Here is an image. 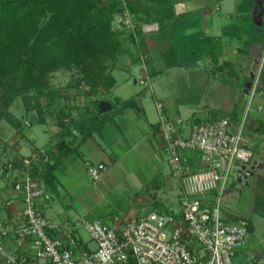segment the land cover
Listing matches in <instances>:
<instances>
[{"label": "crops", "instance_id": "0c3cea01", "mask_svg": "<svg viewBox=\"0 0 264 264\" xmlns=\"http://www.w3.org/2000/svg\"><path fill=\"white\" fill-rule=\"evenodd\" d=\"M252 2L218 0V3L209 4L206 0H172L175 27L171 29L176 31L178 41L196 34L201 35L203 39L209 38V42L211 40L214 42L213 51L217 52L218 56L214 58L210 51L204 57L207 66H210L211 60L218 64L224 61L231 63L237 58L239 61H245L247 53L243 50V53H240L237 48H245L247 44L245 39L249 38V35L237 25L245 21L246 14L250 15L253 23L260 24L264 21V19L260 22L254 21L251 11L257 0ZM166 35L169 40L163 42L161 39L160 43L157 37L150 34L143 37L142 48L146 50L140 48L146 51L148 57L149 79L170 69L162 53L176 39L175 35L171 39V34ZM232 46H235L234 50L230 49ZM140 48L136 46V50L134 48L119 58L111 71L112 86L108 88L100 86L95 92H91L85 84L61 89L58 91L60 96L54 97L53 100L49 97H40L42 105L46 106L41 110L33 100L29 109H26L20 99L19 103L13 104L17 109L13 110V105L9 108L10 120H0L3 126L8 124L13 127L12 133L8 136L0 135V144L2 143L0 156L14 160L40 147L54 151L52 157L51 153L49 154L51 163L49 170L40 175L39 179L51 196L50 200L43 204V212L57 224L82 217L90 221L100 220L120 228L131 217L151 210L177 214L179 181L171 173L168 152L157 129L156 102H163L166 115L178 124L184 136L188 134L191 123L188 116L193 117V120L201 117L198 114L205 117L213 114L211 109L217 107L206 102L200 105L201 113L190 110L188 116H182L178 106L175 107L173 96L167 97L168 94L157 96L156 87L154 88L151 83L149 89L152 101H146L145 90L148 89V85L146 88L137 89L136 85L139 82L134 76H130L137 64L140 74L143 75L145 72L141 69L140 55L137 57ZM200 59L190 64L193 63L195 67ZM147 72L146 70L145 75ZM229 72L228 66L223 67L221 71L216 70L215 66L209 68V74L214 80H223L222 77L239 79L241 76L239 72L236 76ZM237 86L241 88L240 83ZM50 87L57 90L51 84ZM239 94L238 100L241 101L243 97L241 93ZM101 100H107L111 109L94 116V110ZM234 105L235 103L228 110ZM58 116L61 120L57 118ZM96 163H104L107 169L100 179L93 181L88 176L86 168L87 165ZM234 171L236 177L232 176L229 193L222 205V216L226 220H232L242 215L251 222L254 194L250 188L241 187L242 179L247 177L238 171V168ZM1 180L0 219L3 220L21 210L23 203L19 195L12 190L10 179L0 173ZM86 241L88 247H94L90 241ZM4 244L9 250L17 253L28 249L22 241L12 238L5 239ZM248 256L254 257L255 264H264V246L261 239L254 240L250 235L247 243L236 252L238 262Z\"/></svg>", "mask_w": 264, "mask_h": 264}, {"label": "built area", "instance_id": "2783aa9c", "mask_svg": "<svg viewBox=\"0 0 264 264\" xmlns=\"http://www.w3.org/2000/svg\"><path fill=\"white\" fill-rule=\"evenodd\" d=\"M150 28L143 26L144 31ZM140 50L145 71L140 83L145 84L147 54ZM245 99L237 116L226 111L194 119L186 136L166 115L163 102H156L157 129L171 173L179 181V209L177 214L151 210L120 228L82 217L57 224L45 215L43 204L51 198L39 179L43 163L50 160L45 148L17 162L0 156V173L10 179L23 203L12 217L0 219L2 264H255L253 256L236 260L237 250L250 238L247 217L222 216L232 173L251 161L253 141L259 136L251 122L260 106H250ZM106 169L104 163H96L86 171L96 181ZM81 232L94 247L87 246ZM8 238L22 241L28 249L9 250L4 244Z\"/></svg>", "mask_w": 264, "mask_h": 264}, {"label": "trees", "instance_id": "16d2710c", "mask_svg": "<svg viewBox=\"0 0 264 264\" xmlns=\"http://www.w3.org/2000/svg\"><path fill=\"white\" fill-rule=\"evenodd\" d=\"M127 1V6L137 15L136 29L127 37L137 47L143 46V37L147 34L152 37L165 34L166 26L175 22L172 0H143V4L139 2V11L136 4ZM122 10V0H0V120H10L9 108L17 97L26 109L33 100L41 110L46 106L42 105L40 97L53 100L60 96L50 87L49 81L50 74L59 69H74L77 73L67 83V89L80 83L87 85L91 92L101 85L112 86L113 77L105 74L106 60H115L121 52L112 31V19ZM248 15L237 26L249 35L250 42L261 44L264 42V21L253 23ZM155 23L156 31L143 30V26ZM180 40L182 42H173L162 53L169 67L196 61L202 57L205 44L207 54L211 51L214 58L218 56L212 51L214 42H209L207 37L203 39L195 34ZM145 64H148L146 60ZM214 66L218 71L228 66L229 74L235 73L232 63L216 62ZM239 109L240 103H235L229 114L237 116ZM211 111L218 112L217 109ZM94 116H98L96 109ZM252 122L253 131L264 133V122L259 116L256 115ZM46 151L53 156L54 151L48 148ZM50 164L43 163L40 175L49 170ZM248 221L251 232L253 225Z\"/></svg>", "mask_w": 264, "mask_h": 264}, {"label": "rangeland", "instance_id": "374dc122", "mask_svg": "<svg viewBox=\"0 0 264 264\" xmlns=\"http://www.w3.org/2000/svg\"><path fill=\"white\" fill-rule=\"evenodd\" d=\"M206 1L209 2V4L218 3V0H206ZM127 2H128L127 0H122L123 10L121 12L115 13L112 19V31L115 34V40H117V42L119 43L122 53L120 52V54L116 57L115 60H106V64L108 67L107 71L105 72L106 75L111 74V71L113 70V68H115V66L119 61V58L123 54L131 51L134 48L136 50V46H137L136 43L130 40L129 37H127V35L132 29L135 31L136 27L134 26L137 24V15L127 6ZM139 2L143 4L144 1L130 0V3L136 4L137 8L140 7ZM251 12L255 22H260L262 19H264V0H257ZM150 25L151 28L148 31L152 32L157 30V28L155 29L154 24H150ZM174 27H175L174 23L172 25L168 24L166 26L167 32L165 34L158 35L157 41L160 43L161 39L163 42L169 40L166 34L168 35L171 34L170 39L175 35V39H176L177 38L175 33L176 31L172 30ZM180 32L182 31L180 30ZM245 40L247 42L245 48L243 47L237 48L238 52L247 53L244 58L245 61H241V60L239 61V59L237 58L231 62L236 71V73H234V76H236L239 73L241 75L239 79H236V77H234L233 79L226 77L224 79V77H222L223 80L217 78H216L217 80H214V78L210 76L209 68L210 69L213 68L214 60H211L209 62L210 66H207L204 61L205 60L204 57L207 56L206 53L207 52L206 48L208 47L207 44L203 46L204 47L202 54L203 58L199 57L201 59L197 61V65L195 67L193 63L190 64L184 62V66H178V65L172 66L167 72L157 74L156 76H151L149 79L148 73H150V69L148 68V65L145 64L146 70L148 72L144 77V79H146L147 77V81L145 84H142L140 83V79L143 77V75L142 73L140 74L137 64L135 65L133 71L130 73V76L131 77L134 76L137 79V81L140 83V84L137 83L136 85L137 89H140L141 87L146 88L148 85V89L145 90L146 98H147L146 101L148 102L152 101V93H151V89H149L150 83L154 88L156 87L155 94L157 96L160 94L161 96L162 94H168L166 95L167 97L173 96L175 107L178 106L179 112L180 114H182V116L184 115L188 116V114L191 112L190 110H196V112L201 113L200 105L206 102H208L210 105L214 107H217V111L220 113L226 112V110H228V108L233 103L236 104L240 103V107H241L243 105L242 103L243 99H241V102L238 100V96L240 95L239 93H241L242 97L243 96L246 97L245 102L248 101L250 103V106L253 105L260 106V110H257L255 113L264 122V76H263L264 75V42L260 44L257 42H249V38H246ZM176 41L178 40L176 39ZM234 47L235 46H232L230 47V49L234 50ZM142 49L146 50V48H142ZM139 51H137V57L138 54L139 55L141 54L139 53ZM211 55H213V52H211ZM231 57H233V55H231ZM146 58L145 60L148 63V60ZM139 61L141 64L140 59ZM205 65L207 67H205ZM76 76L77 73L74 69H59L50 74L49 81L52 87L57 88L56 91H60L61 89H65L67 83ZM228 79H231L230 80L231 82L228 81ZM132 82L133 80L131 81V83ZM238 83L241 84L240 89L239 86H237ZM80 85L83 86V83H80L79 86L77 87H80ZM101 86L102 88L104 87L103 85ZM20 99L21 98L17 97L14 100L13 104L15 105L19 103ZM14 105L12 106L13 110L17 109V106ZM198 116L203 117L202 114H198ZM188 117L189 120L192 122L193 117L192 118L190 116ZM25 124H27V122ZM251 124L254 125V122H251ZM12 131H13V127L9 126L8 124H4L3 126V122H1L0 135L8 136L9 134L12 133ZM1 145L2 143L0 144V150L2 149ZM253 147L254 150L251 161L247 163L246 166L239 168L238 171H241V173L247 177V179H242L243 183H241V187L244 186L246 188H250L252 190V194H254L253 195L254 204L252 209L253 211H251L250 213V211L246 209V211L250 213V219L253 225V229L250 232V235L254 240L261 239L264 246V133L259 134V136L256 139H254ZM232 176L236 177L235 171L232 174ZM236 179L237 178H235V181ZM1 183L2 180L0 181V184ZM82 236L85 240L89 239L85 232H82ZM90 242L92 245H94L92 241Z\"/></svg>", "mask_w": 264, "mask_h": 264}, {"label": "water", "instance_id": "95a60500", "mask_svg": "<svg viewBox=\"0 0 264 264\" xmlns=\"http://www.w3.org/2000/svg\"><path fill=\"white\" fill-rule=\"evenodd\" d=\"M111 109V105L107 100H101L97 104L96 111L98 114H101L103 112L109 111Z\"/></svg>", "mask_w": 264, "mask_h": 264}]
</instances>
